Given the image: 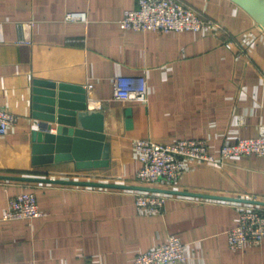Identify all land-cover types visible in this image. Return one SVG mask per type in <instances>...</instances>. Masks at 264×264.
<instances>
[{
    "label": "crops",
    "instance_id": "0c3cea01",
    "mask_svg": "<svg viewBox=\"0 0 264 264\" xmlns=\"http://www.w3.org/2000/svg\"><path fill=\"white\" fill-rule=\"evenodd\" d=\"M178 1L219 27L121 29L137 0H0V107L15 116L0 134V264H132L168 235L184 243L178 264H264V238L235 249L226 239L240 204L264 207V156L187 161L171 183L135 180L136 139H204L217 159L237 137L264 139V32L229 0ZM121 75L145 78V102L112 99ZM36 80L80 88L86 108L101 111L104 166L32 164ZM142 189L167 196L161 211L135 208ZM22 192L39 215L1 219Z\"/></svg>",
    "mask_w": 264,
    "mask_h": 264
},
{
    "label": "built area",
    "instance_id": "2783aa9c",
    "mask_svg": "<svg viewBox=\"0 0 264 264\" xmlns=\"http://www.w3.org/2000/svg\"><path fill=\"white\" fill-rule=\"evenodd\" d=\"M65 20L82 19L77 12H68ZM121 29L152 31L206 30L219 26L210 19L199 16L192 8L178 0H137V6L125 9L119 20ZM229 46V44H226ZM114 100L145 102L146 81L141 75L115 76L112 78ZM90 90L91 84H86ZM15 122V116L0 107V134ZM133 148L138 152L139 167L135 180L145 186L159 181L171 183L182 174L187 161L217 163L236 155L264 156V139L261 137H237L219 147V158L209 153L204 139H175L170 142H154L136 139ZM135 208L147 213L161 211L166 195L149 189L133 193ZM36 200L31 192H22L8 198L1 219L14 220L39 215ZM264 238V207L242 203L237 209V223L226 231L227 245L235 249L245 243L258 245ZM184 243L174 235L166 236L158 245L135 256L132 264H178L185 261Z\"/></svg>",
    "mask_w": 264,
    "mask_h": 264
},
{
    "label": "water",
    "instance_id": "95a60500",
    "mask_svg": "<svg viewBox=\"0 0 264 264\" xmlns=\"http://www.w3.org/2000/svg\"><path fill=\"white\" fill-rule=\"evenodd\" d=\"M229 1L264 32V0ZM34 86L31 117L37 123L31 131L32 164L73 159L77 168L104 166L108 145L102 133L101 111L86 108V96L80 88L40 80L34 81Z\"/></svg>",
    "mask_w": 264,
    "mask_h": 264
}]
</instances>
